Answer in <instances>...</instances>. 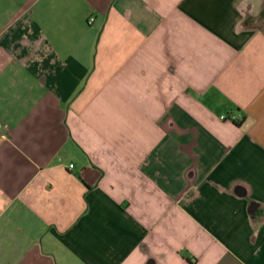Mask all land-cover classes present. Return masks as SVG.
<instances>
[{"label":"crops","instance_id":"0c3cea01","mask_svg":"<svg viewBox=\"0 0 264 264\" xmlns=\"http://www.w3.org/2000/svg\"><path fill=\"white\" fill-rule=\"evenodd\" d=\"M0 3V264H264V0Z\"/></svg>","mask_w":264,"mask_h":264},{"label":"rangeland","instance_id":"374dc122","mask_svg":"<svg viewBox=\"0 0 264 264\" xmlns=\"http://www.w3.org/2000/svg\"><path fill=\"white\" fill-rule=\"evenodd\" d=\"M0 2H2V0H0ZM2 10V3H0V11Z\"/></svg>","mask_w":264,"mask_h":264},{"label":"built area","instance_id":"2783aa9c","mask_svg":"<svg viewBox=\"0 0 264 264\" xmlns=\"http://www.w3.org/2000/svg\"><path fill=\"white\" fill-rule=\"evenodd\" d=\"M225 117H222V119H224ZM72 167V166H71Z\"/></svg>","mask_w":264,"mask_h":264}]
</instances>
